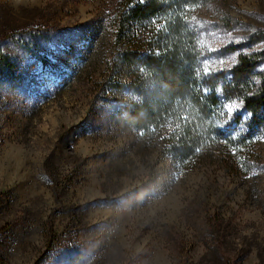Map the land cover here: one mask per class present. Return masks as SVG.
I'll return each instance as SVG.
<instances>
[{"label": "rangeland", "instance_id": "1", "mask_svg": "<svg viewBox=\"0 0 264 264\" xmlns=\"http://www.w3.org/2000/svg\"><path fill=\"white\" fill-rule=\"evenodd\" d=\"M139 1L0 0L1 54L15 67L12 80L0 70V264H264V129L242 173L217 149L179 166L165 129L152 138L111 117L128 87L108 91L81 31L107 32L118 5ZM154 13L164 21L168 2ZM180 13L190 90L264 28V0Z\"/></svg>", "mask_w": 264, "mask_h": 264}, {"label": "trees", "instance_id": "2", "mask_svg": "<svg viewBox=\"0 0 264 264\" xmlns=\"http://www.w3.org/2000/svg\"><path fill=\"white\" fill-rule=\"evenodd\" d=\"M209 1L140 0L130 11L123 3L114 11L107 32L106 24L92 22L81 36L87 37L88 58L98 57L104 64L108 91L128 87L129 99L114 101V121L152 138L165 129L164 151L179 166L191 164L188 161L197 152L211 157L217 149L221 160L231 162L230 169L244 173L245 160L254 157L252 142L264 129V28L251 29L245 46L250 49L238 51L231 66L202 74L197 89L190 90L186 52L177 36L182 29L193 44V31L181 25L180 11ZM164 2L170 14L158 21L155 8ZM223 22L239 24L229 16ZM2 38L0 70L12 80L15 67L1 54Z\"/></svg>", "mask_w": 264, "mask_h": 264}, {"label": "snow or ice", "instance_id": "3", "mask_svg": "<svg viewBox=\"0 0 264 264\" xmlns=\"http://www.w3.org/2000/svg\"><path fill=\"white\" fill-rule=\"evenodd\" d=\"M229 111H231V109H229Z\"/></svg>", "mask_w": 264, "mask_h": 264}]
</instances>
